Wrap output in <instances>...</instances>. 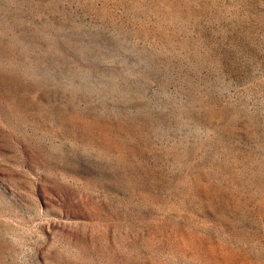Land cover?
<instances>
[{
    "label": "rangeland",
    "instance_id": "obj_1",
    "mask_svg": "<svg viewBox=\"0 0 264 264\" xmlns=\"http://www.w3.org/2000/svg\"><path fill=\"white\" fill-rule=\"evenodd\" d=\"M0 264H264V0H0Z\"/></svg>",
    "mask_w": 264,
    "mask_h": 264
}]
</instances>
